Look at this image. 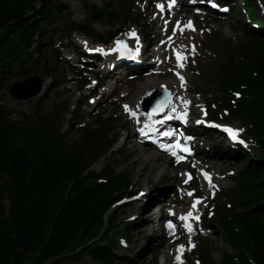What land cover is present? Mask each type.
<instances>
[{
    "label": "trees",
    "instance_id": "trees-1",
    "mask_svg": "<svg viewBox=\"0 0 264 264\" xmlns=\"http://www.w3.org/2000/svg\"><path fill=\"white\" fill-rule=\"evenodd\" d=\"M81 1L88 18L80 23L61 0H0V90L8 89L10 80L38 73L53 80L61 76L52 40L58 27L65 26V37L80 32L107 42L114 35L110 29L133 17L131 0H105L100 6ZM242 2L245 40L220 62L214 86L217 104L244 124L258 152L237 148L240 167L227 201L206 221L217 225L227 246L219 260L204 246L201 264H264V24L254 18L256 1ZM94 24L110 29L95 31ZM68 112L66 102L51 112L35 106L31 113L0 102V264H60L79 248L106 262L114 257L113 234L130 232L131 223L119 225L117 205L133 194L129 174L108 164L91 170L113 146L109 132L94 122L78 127L81 137L70 143L63 130ZM90 241L95 242L89 248Z\"/></svg>",
    "mask_w": 264,
    "mask_h": 264
},
{
    "label": "rangeland",
    "instance_id": "rangeland-1",
    "mask_svg": "<svg viewBox=\"0 0 264 264\" xmlns=\"http://www.w3.org/2000/svg\"><path fill=\"white\" fill-rule=\"evenodd\" d=\"M61 1L72 7L73 20L80 23L86 22L88 11L81 0ZM104 1L89 0L88 5L100 6ZM179 1L180 7L172 11L168 9L170 0L132 1L133 17L126 19L127 22L118 26L117 38L121 35L127 37L128 31L138 33V37L131 40L133 44L131 47H142L140 56L143 57L142 64L146 67L140 72L137 71V67L127 71V63L121 62L125 68L120 67L115 73L102 75L105 69H102L101 65L105 61H93L86 55L83 47L82 40L85 39V43L90 48L97 49V46L91 44L92 39L78 32L65 37L63 25L62 28L58 27L52 38L53 47L57 49L55 55L58 60L54 62H57V72L61 75L57 79L60 84L43 76L44 92L28 101L14 100L8 95L7 88L0 90L2 104L25 113H31L35 106H42L45 112H51L55 105L61 106L64 102L68 103L69 113L64 118L63 130L65 138L70 143L80 139L79 125L87 126L97 122L103 131L109 132L108 139L111 142L114 141V146L91 166V170L98 172L108 164L110 167H115L117 171H126L130 176V191L135 196L132 198L127 196L125 197L127 199L124 198L119 203L118 220L122 228L128 220L135 223L130 226L129 233L123 231L120 235L113 234L117 241L109 249L114 257L106 262L99 261L90 255H85L79 248L74 254L63 259L60 264H169L174 261V248L177 243L187 245L183 264H197L195 259H198L200 255L198 249H202L203 245H207L215 260L221 258L222 249L227 246L215 223L209 228L195 223L194 230L190 233L180 234L176 231V235H169L167 240L164 232L166 228L173 230L178 227V225H172L170 221L174 222L178 211L190 209L193 201L199 203L198 211L201 214V221L212 219L214 215L211 214L212 205L225 201L228 196L227 190L233 186L231 175L237 172L240 165L239 158L235 153L226 152L227 147L222 138L212 135L210 139L208 132L197 130L196 141L192 144L194 153L189 157H183V161L176 164L169 153L159 155V151L141 144L135 145L136 140L132 137L135 134L132 130V118L129 117L127 110L132 108L125 107L136 103L135 97L132 99L135 91L142 95L146 90L158 88L161 86L160 80L173 79L175 77L173 71L182 68L188 94V98L183 103L186 108H190L191 122L202 121L201 116L205 113L207 114L205 123H208V119H214L238 126L240 135L251 142L252 138L247 137L244 124L238 120L228 119L229 109L223 110V118L212 117L222 108L216 104L217 92L213 84L216 69L220 66V61L225 59L238 43H243L245 40L240 31V26L246 22L242 1L228 0L230 10L222 14L195 9L192 5H188V2L192 0ZM260 4L259 0H256V19L264 24V14ZM158 5H163V9H160ZM204 5L207 8L208 2ZM136 12L138 16L134 19ZM186 19H193V27L186 25ZM176 24L178 29H175ZM92 28L103 32L109 27L94 24ZM165 28L169 30L166 31ZM163 41L167 44L161 45ZM160 45L165 49L163 54L165 62L158 66L154 52ZM170 48H175L183 55L181 68H174L170 51L166 52ZM84 54L87 58L82 61L81 55ZM100 55H103V51ZM65 59L72 64L60 66ZM149 78L154 80L146 84ZM12 81L10 80L8 84ZM119 83L121 87L115 90ZM132 87L134 88L132 97L122 98L123 94ZM106 89L110 91L106 93ZM137 107L141 109L140 98ZM72 111L73 114L78 111L77 116H72ZM12 116L15 117V113ZM68 122H71L70 126ZM148 156L153 158V164H156L157 168L153 171L148 170L143 175L140 170L145 162L142 159ZM197 158H203L208 162L213 161L215 165L213 168L209 166L208 169L207 165H199ZM202 167H205L206 176L201 174ZM210 169L217 174L215 178L217 185L204 186L202 182L207 180ZM5 205L9 208L8 200H5ZM159 207L161 212L158 211ZM170 207L175 211L172 217L167 211ZM176 237L179 240L174 241ZM147 238L149 242L144 244ZM94 242L90 241L87 244L88 247L90 248ZM227 249L231 255L236 254L235 250Z\"/></svg>",
    "mask_w": 264,
    "mask_h": 264
},
{
    "label": "bare ground",
    "instance_id": "bare-ground-1",
    "mask_svg": "<svg viewBox=\"0 0 264 264\" xmlns=\"http://www.w3.org/2000/svg\"><path fill=\"white\" fill-rule=\"evenodd\" d=\"M178 2H179V0H177V4H178ZM181 25V24H180ZM181 29L183 30V28L181 27ZM82 42L84 43V41L82 40ZM105 51V50H104ZM173 52H176V51H173ZM158 56V60H162L163 59V53L159 50V51H157V52H155ZM137 53H133V55H136ZM104 56H105V62L102 64V66H101V68L102 69H105L106 70V72L107 73H115V70L119 67L118 65H119V63L118 62H115L114 61V63L115 64H117V65H111V62L113 61V58H111V57H109V56H107L106 54H104ZM177 66V65H176ZM175 71H178L177 69H175ZM182 72H183V70H182ZM153 80L154 79H148L147 80V82H146V84L147 83H152L153 82ZM126 81V80H125ZM159 84L161 85V86H166L167 88H169L174 94H175V96H174V98H173V101L169 104V106L166 108V110L164 111L165 112V115H167L168 113H178V112H181V111H185V105H184V103H183V101L185 100V99H187L188 98V94H187V89H186V82H185V76L183 75V73H181L180 74V76L179 77H174L173 79H168V80H160L159 81ZM121 87V84L119 83V85L118 86H116L115 87V90H117L118 88H120ZM134 90V88L132 87L130 90L128 89L127 90V92L125 93V94H123V96H122V98H126V97H132V91ZM108 91H110L109 89H106V93H108ZM134 92V91H133ZM141 96V94H138L136 91H135V93L133 94V97H132V99L135 97V99H136V103L135 104H129V105H126L128 108H132V109H129V110H131L130 111V113H136V116H138V118L139 117H147V116H149V114L148 113H143V111L141 112V109H139L138 107H137V102H138V99H139V97ZM138 113H139V115H138ZM162 116V115H161ZM160 117V116H159ZM142 120V119H141ZM132 121H133V119H132ZM199 127H201V125L200 124H195V126H194V129H197V128H199ZM136 129V127H135V125L133 124L132 125V130H135ZM126 140H128V139H126ZM129 141V140H128ZM142 161H144L145 162V165L142 167V170H140L141 171V174H143V175H145V173L148 171V170H154V169H156L157 168V165L156 164H153V158H151V157H146V158H143L142 159ZM152 163V164H150V163ZM138 163V162H137ZM197 163L199 164V165H207L206 166V168H208L209 169V166L211 167L212 166V168H213V166L215 165V162H213V161H210V162H208L207 160H204L203 158H197ZM202 174L204 175L206 172H205V167H202ZM211 170V171H210ZM209 170V172H208V177H207V180L205 181V183L204 182H202V184L205 186H207V185H217L216 184V179L215 178H217V174H216V172H214L213 173V171H212V169H210ZM220 170V169H219ZM212 172V173H211ZM207 174V173H206ZM206 176V175H205ZM204 178V177H203ZM205 179H206V177H205ZM205 189V188H204ZM164 197V196H163ZM198 207H199V204H198V202H193L192 203V205H191V209L190 210H188L187 212H195V213H197L196 211H197V209H198ZM171 209V207L170 208H168L167 209V211H169ZM158 211L159 212H161V207H159V209H158ZM173 230H170V231H166V232H164L165 233V235H166V240H167V238L169 237V235L171 234V232H172ZM180 233H185L184 231H183V228H181L180 229V231H179ZM164 238H165V236H164ZM148 242H149V238H147L145 241H144V244H148ZM166 243V242H165ZM167 257H166V260H168L169 258H168V255H166ZM167 262V261H166ZM168 263V262H167ZM169 264H176V262H175V259H174V261H173V263H170L169 262Z\"/></svg>",
    "mask_w": 264,
    "mask_h": 264
},
{
    "label": "water",
    "instance_id": "water-1",
    "mask_svg": "<svg viewBox=\"0 0 264 264\" xmlns=\"http://www.w3.org/2000/svg\"><path fill=\"white\" fill-rule=\"evenodd\" d=\"M120 42V41H119ZM117 45H120V43ZM43 87V82L39 75L30 76L24 80L13 81L8 89V94L16 100L26 101L38 95ZM173 94L166 88L154 89L148 92L142 101L143 110L151 113H158L171 102ZM158 100L154 106L146 102Z\"/></svg>",
    "mask_w": 264,
    "mask_h": 264
},
{
    "label": "snow or ice",
    "instance_id": "snow-or-ice-1",
    "mask_svg": "<svg viewBox=\"0 0 264 264\" xmlns=\"http://www.w3.org/2000/svg\"><path fill=\"white\" fill-rule=\"evenodd\" d=\"M159 7H161L163 9V5H158ZM118 44L120 43L119 41L117 42ZM182 59V54L180 52H177V60H181ZM181 66H183L181 64ZM127 108V106H125ZM226 131H228L231 135H232V138L233 139H238V136H237V133L240 131L239 129H236V130H233V129H230V128H226ZM207 175V174H206ZM192 214L191 213H188V216H191ZM181 219H184V217H181ZM171 226V224H170ZM183 247V246H181Z\"/></svg>",
    "mask_w": 264,
    "mask_h": 264
}]
</instances>
